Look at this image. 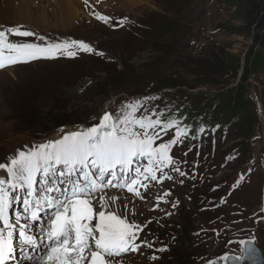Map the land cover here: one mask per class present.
Instances as JSON below:
<instances>
[{
  "label": "rangeland",
  "instance_id": "rangeland-1",
  "mask_svg": "<svg viewBox=\"0 0 264 264\" xmlns=\"http://www.w3.org/2000/svg\"><path fill=\"white\" fill-rule=\"evenodd\" d=\"M262 4L264 0H77L74 6L35 0L33 10L27 13L25 9L21 16L11 7L9 17L0 19V31L7 34L8 41L43 45L74 40L88 44L92 52L70 49L77 52L75 58L61 55L0 69V163L10 164L21 150L28 152L31 146L87 130L97 126L104 114L119 113L127 105L137 104V117L159 119L162 124L176 121L184 132L177 137L176 128L155 130L160 137L154 147L171 144V163L160 165L157 180H151L156 186L151 197L154 202L148 203L151 207L132 216L140 218L139 224L144 222L143 246L137 255L126 256L123 261L225 264L224 257L241 253V241L246 238L255 240L264 252V71L251 74L247 81L249 100L256 108V126L250 136L243 137L234 130L208 134L204 127L199 129L191 122L190 110L197 113V105L209 107L210 95L221 87L201 83L203 78L196 66L203 59L213 52L219 57L229 53L245 64L252 53L264 52L256 46L255 29L249 24L250 6ZM260 8L264 12V5ZM97 14L108 17V22L98 20ZM163 22L175 24L178 34L174 38L159 36ZM12 29L29 30L35 35L16 36L9 31ZM169 40L173 42V54L165 53ZM164 57L168 63L163 69L169 73L158 70ZM154 63L158 65L153 69L160 73H177L184 79L178 81L183 87L168 90L163 96L138 89L137 76ZM122 72L129 79L117 77ZM240 74L238 70L229 75L231 86L237 84ZM190 93L202 96L199 104H193ZM146 100H152V104ZM160 106L176 109L181 120H173L171 112L159 115L156 110ZM136 166L143 172L147 160L135 162L133 168ZM6 178V174L0 176ZM166 192L169 195L164 196ZM122 193L128 192L125 189ZM153 207L162 210L153 213ZM14 211L27 222L20 228L36 237L35 230L44 221L43 208L39 223L26 221L20 204L10 211L13 218ZM21 229L17 226L14 232L13 264H18V255L27 257ZM185 230L192 242L190 249L187 241L182 246ZM17 236L22 239L21 246L15 241Z\"/></svg>",
  "mask_w": 264,
  "mask_h": 264
},
{
  "label": "snow or ice",
  "instance_id": "snow-or-ice-1",
  "mask_svg": "<svg viewBox=\"0 0 264 264\" xmlns=\"http://www.w3.org/2000/svg\"><path fill=\"white\" fill-rule=\"evenodd\" d=\"M96 18L105 23L109 20L99 14ZM9 31L20 37L35 35L29 30ZM76 48L92 52L88 44L74 40L43 45L13 43L0 31V69L39 59L53 60L61 55L75 58L77 52L70 49ZM138 109L137 104H129L119 113H106L97 126L31 146L28 152L21 150L14 154L10 164L0 163L3 170L0 176L7 177L0 179V264H8L14 253L13 237L20 217L13 218L10 211L16 204L22 205L25 220L33 223H39L41 208L49 213L40 237L20 232L31 250H41L39 256L28 257L35 264H117L114 257L123 259V254L136 252L141 247L136 241L144 222L135 223L131 217L138 213L132 210L128 216L117 214L112 205L119 199L118 193L104 190L126 189L144 199L138 186L147 190L148 185L142 179H149L150 174V179L156 181L158 166L171 163V144L160 143L154 147L160 137L155 130L160 127L166 132L176 128L179 137L184 129L177 127L176 121L162 124L159 119L137 117ZM143 159L148 164L143 172L140 166L133 168L135 162ZM241 243L247 246L243 256L235 259H254L257 250L253 242Z\"/></svg>",
  "mask_w": 264,
  "mask_h": 264
},
{
  "label": "trees",
  "instance_id": "trees-1",
  "mask_svg": "<svg viewBox=\"0 0 264 264\" xmlns=\"http://www.w3.org/2000/svg\"><path fill=\"white\" fill-rule=\"evenodd\" d=\"M248 2L250 4V1ZM262 5L250 6L252 8V16L249 24L255 29L254 36L256 46H261L262 50L264 51V12L260 8ZM163 24L164 25L160 27L162 31L159 35L160 37L166 36L172 39L178 34V29L176 28L175 24L171 22H163ZM150 29L153 30L151 26ZM151 37L153 38L152 35ZM155 43L156 44H154V47L158 51L159 49L157 47H159V44L157 41ZM164 49L166 50L165 53L173 54V42L169 40ZM261 53H252L248 58V63L246 62L243 64V61L235 55L226 53L224 56L219 57L213 52L209 55V57L203 59L201 64H197L196 67L200 69L199 75L203 78L201 81L203 85L221 87L215 90L217 92H213V94L210 95L212 104L209 107L205 105L196 106L195 110L199 115L194 110L190 109L192 111L191 122L194 123L195 126H197L199 129L204 127L207 132L221 133L223 130L226 133L227 131L234 130L243 137H248L251 135V133L254 131V125L256 126L254 116L256 108L249 100L247 81L251 74H259L264 71V52ZM167 63L168 62L164 57V61L160 62L161 67L158 68V70H166L164 73H169L168 69H163V66ZM156 65L158 64H150L147 68L148 70L143 75L141 74L137 76L136 86H138V89L150 93L155 92L163 96L167 94L166 92L168 90H175L179 89V87H183L178 81L182 83L184 79L178 76L177 73L173 74V72L170 70L171 73L169 75H165L163 72L160 73L156 71L157 69H153V66ZM238 70H241L238 82L236 85L231 86L229 75H235ZM154 71L156 72L154 73ZM151 74L153 76H151ZM117 77L129 79V76L126 74V72L118 74ZM221 79H225L227 82H222ZM222 84L226 86H223ZM226 87L227 89H224ZM190 94L192 95L191 100L193 104H199L198 102L202 96H195L196 93ZM160 111L163 113L170 112L164 111L163 108H161ZM172 114L173 120H181L182 116L178 114L177 110L171 113V118ZM187 233L188 231L185 230L184 234ZM186 241L189 243L190 249V247H192V242L191 239L188 238V234L187 237H184V240L182 241L183 247L186 244Z\"/></svg>",
  "mask_w": 264,
  "mask_h": 264
},
{
  "label": "bare ground",
  "instance_id": "bare-ground-1",
  "mask_svg": "<svg viewBox=\"0 0 264 264\" xmlns=\"http://www.w3.org/2000/svg\"><path fill=\"white\" fill-rule=\"evenodd\" d=\"M33 1H35V0H0V19H5V18L7 19L9 17L11 7L17 9L16 11L19 13V16H21L20 13H24L25 9H27V13H29L31 10H33L32 9L33 8L32 6H34V5H32ZM55 1L59 4L60 3H62V4L63 3H66V4L71 3L72 5L77 6V0H55ZM112 1L114 2V0H112ZM119 4H122V3H119ZM60 14H61V16H63V14H64L62 9H60ZM22 19H23V17H22ZM150 180H151L150 174H149V180L148 179L142 180V183L148 185L147 190H145L143 187L138 186V189L141 191V195H142V197H144V199H141L140 197H135L132 193L124 194L117 189H105L104 190L105 192L111 191L113 193H118V195H119V199L117 200V202L114 205H112V208L117 209V212L116 211L115 212L117 214H119V211H121L122 213L125 214V216H128L127 212H129V210H132L134 212L137 211L138 213H141V211H143V212L146 211L145 210L146 207H148V208L151 207L148 203L154 202V200H152L151 197H152V195H155V187L156 186ZM156 194H158V193H156ZM153 197H155V196H153ZM143 202H144V204H143ZM157 210L161 211L162 209L161 208L157 209L156 207L151 208V211H153V213L155 211L158 212ZM142 217H141V220H142ZM131 219H133L135 221V223L139 224V221H140L139 217L136 219L131 217ZM22 220H20V223L18 225L19 229H21L20 228L21 226L27 225V222H23ZM95 223H96V220L93 221V224H95ZM144 228H145V226L143 227V230L139 232V234H138L139 239L136 241V243L141 244V247L136 252L129 251L128 253L123 254V259H121V257H114L113 259L117 262V264H126L123 261L126 256L137 255L139 253L140 249L143 246V243H141L140 241L142 238V234L144 233ZM40 236H41V231H40V235H38V237H40ZM246 240H248V239H246ZM15 241H18V244L20 246L22 245V239L20 236H17ZM13 256H15L14 253H13ZM16 259H17L16 263H18V264H24L23 261H25L27 264H29L25 256L22 257V256L18 255ZM86 264H87V262H86Z\"/></svg>",
  "mask_w": 264,
  "mask_h": 264
},
{
  "label": "water",
  "instance_id": "water-1",
  "mask_svg": "<svg viewBox=\"0 0 264 264\" xmlns=\"http://www.w3.org/2000/svg\"><path fill=\"white\" fill-rule=\"evenodd\" d=\"M251 240H244V242H248ZM253 242V247L257 250V254L254 259L244 257L243 259H235L237 256H229L226 264H263V256H262V250ZM246 243L242 244V256L244 254V249L246 247ZM241 257V256H239Z\"/></svg>",
  "mask_w": 264,
  "mask_h": 264
}]
</instances>
